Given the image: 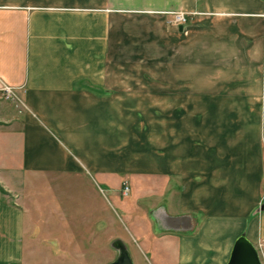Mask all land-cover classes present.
I'll list each match as a JSON object with an SVG mask.
<instances>
[{"label":"crops","instance_id":"obj_1","mask_svg":"<svg viewBox=\"0 0 264 264\" xmlns=\"http://www.w3.org/2000/svg\"><path fill=\"white\" fill-rule=\"evenodd\" d=\"M83 2L57 0V6H42L48 10L26 2L0 5V264H24L25 203H16L15 193L23 199L30 178L64 176L128 182L134 209L143 206L147 215L119 205L130 213L138 264H227L240 235L264 264V127L238 126L230 112L236 124L222 128L215 109L187 128L166 116V127L152 136L149 166L129 172L110 160L109 112L103 107L110 99L109 67H98L107 79L95 81L93 62L94 21H101L108 48L111 8L167 25L169 12L181 10L198 23L187 35L205 57L198 72L223 76L200 80L191 91L190 76H183L190 73L186 55L182 50L180 60L170 59L168 52L167 71L183 74L166 82L167 102L264 106V0ZM175 32L181 41L189 34L183 24ZM206 56L217 62L206 64ZM3 87L12 89L11 97ZM95 197L88 202L86 231L91 247L108 252L111 218Z\"/></svg>","mask_w":264,"mask_h":264},{"label":"rangeland","instance_id":"obj_2","mask_svg":"<svg viewBox=\"0 0 264 264\" xmlns=\"http://www.w3.org/2000/svg\"><path fill=\"white\" fill-rule=\"evenodd\" d=\"M75 1L84 3V0ZM8 2H26L47 10L49 8L42 6H57V0H0V5ZM116 9L111 8L110 11L108 48L102 38L101 21L95 20L93 27L94 80L106 81L108 76L110 85L109 104H104L103 107L105 109L108 106L109 112L107 122L111 163L124 166L129 172L140 169L139 165L142 164L149 166L152 136L156 132L160 133L161 127H166V116H170L171 119L178 118L182 122L181 126L187 128L197 124L199 116L204 115L203 113L215 109L222 113L220 122L222 128L235 126V120L228 117L230 112L237 114L238 126L255 128L260 123L264 127L263 105L167 102L166 82L172 78L176 80L183 74L180 71H167L168 52L172 53L170 59L181 58L182 50L186 55L185 62L190 68V73L185 72L183 76L185 75V78L190 76L191 81L188 79V84L191 91L198 90L200 80L209 79L211 83L218 76H223L222 71L198 72V62L205 57L200 54L197 42L188 39L187 36L192 29L197 28V20L188 21L186 12L179 10L169 12L167 15L171 20L170 25L159 19L155 21L154 18L152 23H149L135 12H128L129 9L123 13H114ZM180 13L185 19L182 24L189 32L185 34L186 39L183 41L182 35L175 32V26L181 23L177 21V15ZM154 27L157 29L156 34H151ZM78 42L80 43L81 39ZM226 43L228 44V41ZM209 47L210 45H206V48ZM209 58L212 59L208 61ZM215 61L216 57L213 59L212 56H206V64ZM98 67L103 69L109 67V74L102 78L101 71H97ZM141 169L149 170L148 167ZM130 175L131 173L126 174L128 177ZM30 179L29 184L25 186L23 199L18 192L14 197L16 203L20 205L25 203L24 264H107L117 255L112 242L118 237L125 242L133 264H138L137 251L133 243L135 238L133 225L128 216L134 212L142 217L147 215L143 206L136 205L134 209L135 203L128 182L124 181L119 186L116 183L108 185L101 183L96 177L93 180L87 176L77 179L64 176L60 180L54 177ZM133 179L134 177H130L128 180ZM113 188L118 190L114 191ZM92 195L100 197L104 202V209H108L111 218L108 252L106 248L91 247V232L86 231L90 225L88 202L96 201V197ZM122 203L131 211L128 215L125 214V210L119 209ZM104 234L106 235V232L95 234L94 242L103 239V236L105 238ZM42 243L46 247L39 248Z\"/></svg>","mask_w":264,"mask_h":264},{"label":"water","instance_id":"obj_3","mask_svg":"<svg viewBox=\"0 0 264 264\" xmlns=\"http://www.w3.org/2000/svg\"><path fill=\"white\" fill-rule=\"evenodd\" d=\"M179 29H181V27ZM112 246L116 249L117 255L113 261L107 264H133L129 252L121 240H114ZM227 264L262 263L255 247L245 238L244 235H240L234 241Z\"/></svg>","mask_w":264,"mask_h":264},{"label":"built area","instance_id":"obj_4","mask_svg":"<svg viewBox=\"0 0 264 264\" xmlns=\"http://www.w3.org/2000/svg\"><path fill=\"white\" fill-rule=\"evenodd\" d=\"M184 20H185L184 19V15L182 13H180V14L177 15V21L178 22H181V23H179V25H182V23H184ZM2 91L4 92V94H5L6 97H11L12 91H11L10 88L3 87L2 88Z\"/></svg>","mask_w":264,"mask_h":264}]
</instances>
